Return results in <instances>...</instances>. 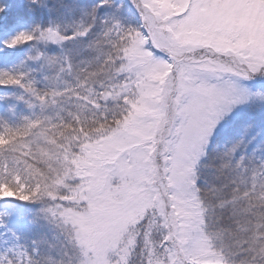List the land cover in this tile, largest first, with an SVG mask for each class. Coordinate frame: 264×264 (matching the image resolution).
Here are the masks:
<instances>
[{
	"label": "snow or ice",
	"instance_id": "snow-or-ice-1",
	"mask_svg": "<svg viewBox=\"0 0 264 264\" xmlns=\"http://www.w3.org/2000/svg\"><path fill=\"white\" fill-rule=\"evenodd\" d=\"M135 3L143 31L104 21V37H115L114 51L105 58L108 75L98 77L91 86L86 79V94L76 93L84 107L91 106V119L80 113L60 123L51 118H25L22 125L6 124L0 130V139L5 141L0 152H18L17 165L33 181L24 183L19 172L9 181L7 166L0 167V199L47 197L53 201L44 211L79 246V264H128L136 254L138 238L143 248L137 264H202L196 250L207 245L208 237L200 227L203 209L196 168L218 123L236 105L252 101L250 88L232 77L264 75V27L253 32L236 23L250 10L259 9L264 15V3ZM99 7L86 15L94 20ZM89 27L81 26L73 36L37 27L20 31L5 43L8 48L32 40L59 43L85 35ZM25 76L2 71L0 86H20L41 102L50 96L55 102L56 92L41 93L33 81L24 83ZM109 101L115 104L109 107ZM32 137L63 151L61 169L49 164L54 175L38 165L41 157L59 155L42 146L39 151L33 149ZM256 175L254 171L252 185L245 192L249 199L256 195ZM154 228L161 235L159 240L152 237ZM214 260L215 264H229V260L231 264L237 260L264 264V240H245ZM27 264H37L30 254Z\"/></svg>",
	"mask_w": 264,
	"mask_h": 264
},
{
	"label": "rangeland",
	"instance_id": "rangeland-1",
	"mask_svg": "<svg viewBox=\"0 0 264 264\" xmlns=\"http://www.w3.org/2000/svg\"><path fill=\"white\" fill-rule=\"evenodd\" d=\"M128 1L133 4L140 16L135 0ZM48 2L53 5L56 4L52 0H0V5L4 6L3 12H0V72L25 73L24 83L31 80L34 82L35 88L41 93L53 91L57 93L55 102L51 96L47 101L41 102L23 87L0 86V130L6 124L22 125L25 118H51L53 122L57 123L71 120L72 108H75L76 113H80L81 117L84 116L86 110L93 117V111L90 110L91 106L84 107L85 102L78 100L76 93L85 95V80L88 79L87 86H91L96 80L93 78H97L99 73L102 74L100 70L102 66L90 74L88 62L82 60L85 56H83V42H102V39L105 38L103 35L104 26L101 23L99 24L101 30L97 32L90 29L83 36L76 35L72 39L59 43L32 40L12 48L6 46L5 42L20 31L31 32L37 27L41 29L51 27L62 35L73 36V34L62 32L58 27L36 24L28 16L20 17L16 16V12L11 13V11L22 6H30L35 3L48 5ZM255 2L260 4L264 3V0H255ZM47 11L50 13V8H47ZM101 14L100 10L99 17L104 22L105 17ZM140 20L139 30L143 31L141 16ZM236 23L246 25L254 32L257 27H264V15L260 14L259 9L250 10L241 16ZM80 29L81 26L74 27L73 30L77 32ZM148 47L151 48V45L149 44ZM153 51L164 59L168 58L165 53L155 49ZM222 59L224 58L222 57ZM105 69L107 68L105 67ZM232 78L247 85L254 95L252 101L236 105L232 112L218 123L205 148V154L200 157L197 164V187L200 188L199 195L203 209V223L200 227L208 237L207 245H201L196 250V256L201 258L202 264H215L214 257L222 255V252L215 248L217 246L213 244L212 237L215 238L214 233L220 234L218 231L223 229L210 232V229L205 225V217L208 212V203L205 202V199L207 196L209 197V193L213 192L212 199L216 197L223 204H231L228 200H223V197L224 195L231 197L233 193L237 194V189L241 195L244 194L245 198V191L251 187L253 172L255 171L257 173L255 177L257 187L255 203L264 201V189L261 188V183L264 182L262 180L264 170L261 169V163L264 162V75L256 74L250 79L234 76ZM96 87L99 88V85ZM17 97H23V99H17ZM108 104L111 107L115 101H109ZM88 118L90 119V115ZM57 131L59 130L57 129ZM218 137H220L219 157L218 159H211L210 152ZM56 138L60 143H64L60 137L57 136ZM4 143L5 141L0 139V144ZM31 143L33 149L37 151L42 146L44 150H51L59 155L60 158L41 157L44 167L42 169L49 176L54 175L49 172V164L58 170L62 168L63 151L61 149L56 145L45 143L44 140H38L36 137L31 138ZM18 159L19 153L16 151L7 150L0 153V167L6 165L9 170L7 179L13 180L15 173L19 172L24 183H33L28 172L17 165ZM209 163L215 164L210 170H213L211 180L215 188L212 187V183L204 173L205 169L210 168H206ZM52 203L53 201L47 197H42L36 201H23L15 197L0 199V264H9V261L11 264L23 263L27 261L28 254L31 256L34 254L35 257L40 258L41 252L47 251L50 261L45 264H57L55 257L57 253L63 257L59 264H79L81 259L79 246L44 211ZM236 207L233 209L237 210ZM152 237L154 240L161 238L160 233L155 228ZM142 248L143 244L138 238L135 247L136 254L129 257L128 264H137L142 259L139 254Z\"/></svg>",
	"mask_w": 264,
	"mask_h": 264
},
{
	"label": "trees",
	"instance_id": "trees-1",
	"mask_svg": "<svg viewBox=\"0 0 264 264\" xmlns=\"http://www.w3.org/2000/svg\"><path fill=\"white\" fill-rule=\"evenodd\" d=\"M52 2H56V4L53 5L49 2L48 5L35 3L31 4L30 6L26 5L19 7L11 11V13L16 12V16L20 17L28 16L36 24H43L46 26L52 25L61 29L62 32L73 34L74 27L89 25H91L89 30L92 29L93 32H97L101 30L99 27L100 23L104 26L103 29L105 31L106 24L101 20V17H99L101 10V15L105 17L104 21H118L126 28L132 27L140 29V16L136 12L133 4H131L128 0H106L104 3L107 4L102 3L101 0H52ZM97 5H100V7L98 8L96 18L93 20L91 17L86 15V12L91 11L93 7ZM47 8H50V13L48 12L49 10L47 11ZM114 39L115 37L113 36L102 39V42L82 43L84 50L83 56L85 55L82 60L88 62V72L92 74L102 66V69H100L102 74L99 73V75L96 76L97 78H106L108 75V70L105 69V58L109 55V53H113L114 51ZM97 78H93L96 79L94 81H98ZM74 114H76V110L75 108H72V116ZM89 115L91 119L92 115L88 114L87 110L86 112L84 111L83 117H89ZM219 139L220 137H218V140L212 147L210 152L211 159H218L219 157ZM38 166L42 168L43 163L40 162ZM214 166L215 164L209 163L206 168H210L205 169L204 173L212 183V187L215 188V185L211 180L213 170L210 171ZM1 178L2 176H0V179ZM236 191L237 194L233 193L231 197L230 195H224L223 197V200H228L232 205L223 204L216 197L212 199L213 192H210L209 197L207 196L205 199V202L209 205V207L207 205L208 212L205 217L206 227L210 229V232L223 229L218 231L220 234L214 233L215 238L212 237L213 244H216L217 246L215 248L220 250L222 254L230 253L234 248H238L239 244L245 240L252 242L264 240V201L255 203V197L249 199L245 196L244 198V194L241 195L238 189ZM234 205L237 206V210L233 209V207H235ZM237 240H239V244H237ZM254 246L259 247V243H254ZM41 253L42 255L40 258H37L34 256V254H32V257H34V262L36 261L37 264L48 263V261H50L48 257L49 252L47 251ZM252 255L255 256L256 254L252 253ZM55 257L57 264L63 260V257L60 255V253H57ZM256 259L259 261L261 258L257 256ZM14 264H27V261L23 263L15 262ZM229 264H231V260H229ZM236 264H239L238 260Z\"/></svg>",
	"mask_w": 264,
	"mask_h": 264
},
{
	"label": "clouds",
	"instance_id": "clouds-1",
	"mask_svg": "<svg viewBox=\"0 0 264 264\" xmlns=\"http://www.w3.org/2000/svg\"><path fill=\"white\" fill-rule=\"evenodd\" d=\"M237 244H239V240H237ZM246 264H251V261L246 262Z\"/></svg>",
	"mask_w": 264,
	"mask_h": 264
}]
</instances>
